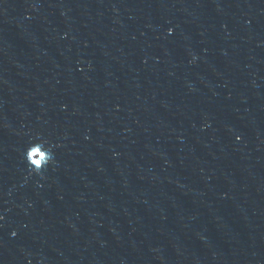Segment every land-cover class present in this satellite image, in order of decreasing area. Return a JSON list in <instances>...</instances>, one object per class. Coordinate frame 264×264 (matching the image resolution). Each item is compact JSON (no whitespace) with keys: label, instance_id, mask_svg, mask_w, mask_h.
I'll list each match as a JSON object with an SVG mask.
<instances>
[{"label":"water","instance_id":"obj_1","mask_svg":"<svg viewBox=\"0 0 264 264\" xmlns=\"http://www.w3.org/2000/svg\"><path fill=\"white\" fill-rule=\"evenodd\" d=\"M0 264H264V0H0Z\"/></svg>","mask_w":264,"mask_h":264}]
</instances>
